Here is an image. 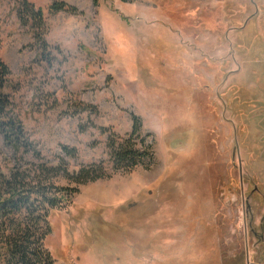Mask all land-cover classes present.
Instances as JSON below:
<instances>
[{"label": "rangeland", "instance_id": "374dc122", "mask_svg": "<svg viewBox=\"0 0 264 264\" xmlns=\"http://www.w3.org/2000/svg\"><path fill=\"white\" fill-rule=\"evenodd\" d=\"M124 1L0 0L25 133L18 149L0 133V181L45 166L42 183L77 190L50 216L53 264H264V0ZM134 120L151 156L115 171ZM94 164L109 177L62 174Z\"/></svg>", "mask_w": 264, "mask_h": 264}, {"label": "trees", "instance_id": "16d2710c", "mask_svg": "<svg viewBox=\"0 0 264 264\" xmlns=\"http://www.w3.org/2000/svg\"><path fill=\"white\" fill-rule=\"evenodd\" d=\"M93 1L97 5L96 0ZM22 6L25 21L32 20L37 27L43 28L41 10L35 9L31 4L24 3ZM58 11L70 14L77 12L74 7L62 1L52 2L49 12L58 13ZM20 17L22 16L19 14ZM9 74L7 65L0 61V133L6 142L18 149V146L24 142L25 133L21 121L13 113L10 96L4 92ZM137 121L134 120L133 131L129 135V139L121 140L124 145L120 143L117 148H114L112 144L115 171L132 170L145 158L151 156L149 146L146 147L141 142L142 150H140L132 144L133 137L139 133ZM64 150L68 151L66 148ZM58 173L59 171L57 172L53 168L39 166L37 170L25 169L20 172H10L6 178L0 181V232L2 234L0 235V260L4 264H53V256L44 247L47 237L51 235L50 216L53 212L64 210L69 205L72 195L77 192L74 189L56 187L50 182L42 183L40 180L41 177L57 176ZM62 174L76 186L109 177L101 165L95 164L81 166L71 174L66 169L62 171ZM23 210L31 216L38 214V217L23 218L24 221L23 219L5 220L9 215L22 214ZM24 222L26 229L25 226L23 228ZM30 225L34 228L32 235L28 230ZM39 226L44 230L40 231ZM8 228L12 232L6 236L4 232Z\"/></svg>", "mask_w": 264, "mask_h": 264}]
</instances>
